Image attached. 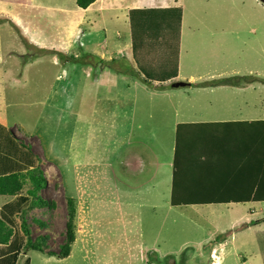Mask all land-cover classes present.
<instances>
[{
  "label": "crops",
  "instance_id": "obj_1",
  "mask_svg": "<svg viewBox=\"0 0 264 264\" xmlns=\"http://www.w3.org/2000/svg\"><path fill=\"white\" fill-rule=\"evenodd\" d=\"M257 1L259 2V0ZM252 2H256V0H96L93 4L94 7L85 9L81 18L74 14L78 12L77 8V10L73 11L53 10L54 15L49 19L41 18L39 14L38 16L34 15L35 18H32L35 20L39 30L34 29L30 25L29 18L31 17L24 21L26 29L33 36L32 42L38 45L41 53L48 56L53 67L58 58L61 59V62L66 63L65 66H62L64 67L65 75L68 68H78L80 70L83 66V72H80L77 81L79 82L81 75H84L88 80L96 82L98 77L86 65L89 64L88 62L85 60L75 61L78 64L71 63L70 65L69 60L72 58L77 59L78 46L83 48L84 54L88 56L94 51L99 52L96 55L97 61L91 64L100 65V61H103L106 67L109 65L115 68L114 75L116 80L112 83L113 87L110 86L106 90V95L120 81L122 86L134 97L133 112L127 113L124 117H111L110 122L106 126L111 138H113L114 134H122V130L129 128L125 148L112 144L116 145L117 148L124 149L122 152L118 151L116 158L113 159L114 163L122 162L125 165L121 177L117 173L115 174L118 180L112 175L113 165H106L105 161L100 163L101 159L96 158L92 163H84L82 160L76 162L70 167L74 175L77 195V199L74 200L76 202L75 207H73V199H69L65 192L60 172L49 163H46L44 159L39 160L40 164L35 161L39 170L36 171L35 168L34 170L40 175L37 173L22 174L15 183L8 187L7 184L0 183L1 212L3 207L14 199L10 195L11 192L26 196L27 192L32 190V184L38 178L41 177L45 181V185L32 199L30 210L23 218L32 242L36 239H43V244L47 246V242L55 239V233L51 226L53 217L59 212L63 213L65 220H63V223L66 226L69 214L72 216L76 240L74 247H71L70 256L66 260L59 261L55 257H49L48 253L58 254V252L46 253V251L51 250L43 249V252L33 251L32 253H40L45 257H49L55 264H65L73 256L76 246L85 244V237L95 244H115L110 243V240L119 237V226L108 220L107 215L110 211L103 205L104 200L93 201V198L98 195V191L101 190L100 175L104 181L108 182L109 195L115 197L119 202L118 209L120 208L122 215L127 216L126 218L124 217L122 222L125 228L128 225H132L135 221L138 223L143 222L146 217L149 219L158 218L159 210L163 205L153 208L156 203L152 196L156 195L159 198L165 196L173 198L170 206L165 208L164 216L160 220L161 226H165L168 222L167 216L169 213V217H171L170 223L176 226L179 221L177 218L181 216L180 211L185 212L188 209L191 219L194 217V220L202 224L201 231L206 227L205 233H201V238H204L208 233H214V229L195 219L194 213L199 206H214V203H208L209 199L204 200L203 196L210 195L208 192L210 184L212 182L218 183L219 179H214L201 173L200 169L204 166L215 164L213 158H211L215 155L201 156L197 151L189 153L186 151L187 149L175 146L174 128L176 126L189 125V130H194L204 124H225L224 127H226L228 123H235L232 127L226 128L235 146L225 149L226 151L229 150V152L232 149L235 151L241 149L243 151H240L239 156L235 155V151L229 154L231 161L234 165L243 161L245 164L249 160L252 164H261L262 158H257L256 153L249 156V146L253 141V150L263 149L264 126H261V123L264 122V119L243 118L241 114H236L223 108L224 102L217 105L209 101L204 105L203 109L201 108L199 113L191 109L179 120L178 112L169 101L172 100L175 91H178L176 89L178 87H175L177 84H184L183 87L187 89H192L191 86L194 84L208 86L204 91L197 90L199 91L197 95H193L192 92L182 93L183 98L185 97L191 103L202 104L203 102L198 100L199 96L214 95L216 97L238 98L240 93H250L251 91L255 93L253 98L256 99L257 88L255 89V87L259 85L257 81H261L258 80L259 77L251 80L253 83L249 81L245 85H241V78L235 79V84L237 85L215 81L206 85V80L212 81L216 77L214 74H217V76L231 75L232 69L236 66L247 69L249 71L248 76L251 75V72L255 75L264 73V33L259 32L264 22V12ZM7 3L13 5V10L10 12L14 13V15L7 13L6 17H12L13 19L17 17L16 14L18 16H28L36 10L33 7V0H9ZM261 6L264 5L261 4ZM231 8H239L243 15H233L231 11H228ZM96 11H101L99 14L104 17L103 21L100 18L97 20L100 22L99 29H107L109 27L113 29L110 39H98L97 43H95L100 44L98 47L99 51L91 45V39L95 40V37H90L91 32L81 31L85 20L89 17V13H95ZM160 11L165 15L172 16V19L176 17L178 24H175L172 28H166L161 25L163 14ZM110 15L117 16L111 23L107 20ZM40 21L54 22V27L59 29L57 31L58 36L44 34L46 27ZM9 24L10 21L5 20V27H10ZM77 32L80 36L78 42L75 41ZM63 35L64 37H62ZM133 44L136 47L134 51L132 49ZM195 50H198L196 55H194ZM151 56L154 61L166 63L175 61V66L169 68L172 72L175 67V77L165 82L144 83L137 72V63H139V60L141 63H152ZM120 60L123 67H121ZM28 69L32 70V81L34 84L50 79V68H47V72L41 73V68H36L34 63L28 66ZM151 69L148 68L147 71ZM211 72L212 74H209ZM204 75L207 76L202 78L201 76ZM180 81L185 83H180ZM201 81L202 83H200ZM4 84L8 85L6 87L0 86V91L4 90L6 93L7 88L11 87V82L7 81ZM137 86L143 88L140 94L136 92ZM168 86H170L169 89L166 88ZM16 89V93H25L27 91L26 79ZM110 93L112 98H119L115 93ZM31 94L35 97L34 89H32ZM175 95V97H178L180 94L177 93ZM57 100L58 97L55 95L54 88H50L45 100L41 101L47 103L48 111H50L56 108ZM139 107L144 110L138 113V117L136 115L135 118V110ZM205 129L199 128L192 134L184 136L180 144L191 145L194 143V138L203 139L206 135ZM8 130L10 131V129ZM24 147L30 150L33 157L37 156L36 160L40 158L34 151L36 146L26 145ZM150 148L155 149L156 154ZM103 153H106V151ZM130 153L133 154L132 157H130ZM140 153H144V157H146L147 153L150 154L149 158L143 159L145 162H149L153 169V172L149 175L145 173L147 165L137 161ZM174 153H181V156L174 158ZM244 153L247 155H244ZM241 155L244 158H241ZM131 162L136 163L128 169ZM171 162H173L176 173L172 181H169L168 173L164 170L158 171L160 178L152 184L151 181L154 179L158 164L169 165ZM132 168L134 169L132 170ZM30 175L34 178V181H32ZM58 176L60 179L57 178ZM54 177L61 182V186L64 189V205L59 209L54 206V198L50 192L52 190L50 182ZM115 180L118 182L120 180V183L127 188L122 189L114 185L113 181ZM19 186H21L20 189ZM45 195L51 202L44 200L43 196ZM146 199H149V203H145ZM183 200L185 203H183ZM147 205L150 207L146 208ZM165 205H168L167 201ZM171 205L176 208V210H172L174 212H171ZM127 206H132V212L126 210ZM22 207L23 204L20 203L18 210L22 209ZM136 212L144 215L140 218ZM31 214L35 215V218L31 219ZM16 222L18 223L16 229L22 231L23 226L22 224L20 225V218ZM30 224H32L33 229L29 226ZM7 225L10 226L8 223ZM93 225L100 226L98 230L93 231L91 227ZM16 229L13 228L15 233L18 232ZM196 230L198 229L194 231L186 228L175 230L176 232L169 235V246H166V248L160 246L161 237L157 240L158 230L153 233L151 231L144 233L143 237L152 239L151 245L148 247L143 245L144 259L150 260L147 254L151 251L157 254H168V251L172 250V241H180L186 246L192 245L194 243L192 240L197 239V237H195L196 235L191 236L190 233H195ZM6 233H8V230L5 231ZM167 234L166 232V240L168 239ZM33 235H37L36 238L33 239ZM0 248L3 249L4 247L0 246ZM128 258L130 261L135 259L129 254ZM124 260L123 254L119 256V262ZM145 264L151 263L145 262Z\"/></svg>",
  "mask_w": 264,
  "mask_h": 264
},
{
  "label": "rangeland",
  "instance_id": "obj_2",
  "mask_svg": "<svg viewBox=\"0 0 264 264\" xmlns=\"http://www.w3.org/2000/svg\"><path fill=\"white\" fill-rule=\"evenodd\" d=\"M8 1L0 0V86L6 87L8 84L4 83L10 81L11 87L7 88L6 93L4 90L0 91V123L10 129L13 138L18 143L23 146H36L34 151L40 156L37 160L36 155L34 157L32 156L36 171L39 170L37 166L40 164L39 160L43 159L46 163L58 169L65 192L69 196V199H73V207H75L76 202L74 200L77 199V195L74 175L72 169H70L73 164L81 160L84 163H92L98 158L101 159L100 163L105 161L106 165H113L114 170H111L112 175L117 180L118 178L115 174L117 173L121 177L124 172L125 165L122 162H118V164L114 163L113 159L116 158L118 151H124V149L120 148L126 147V136L128 135L129 128L127 127L122 130V134H114L112 136L113 138H111L106 126L110 122L111 117H124L127 113L133 112L134 97L122 86L120 81L106 95V90L110 86L113 87L112 83L116 80L114 75L115 68L109 65L106 67L103 61H100V65H92L91 63L97 61L96 55L99 52L94 51L88 56L84 54L83 48L77 47V59H70V65L71 63L78 64L76 62L85 60L89 63L86 64L89 66V69L98 77L96 82H92L84 75H81L78 82L77 79L80 76V72H83V66L80 70L78 68H68L65 75L64 67L62 66H65L66 63L61 62V59L58 58V61L53 67L48 56L41 53L38 45L32 42L31 39L33 36L24 25V21L28 17H31L29 18L30 25L34 29L39 30L33 19L35 16L39 14L41 18L49 19L54 15L53 10H77L75 0H33V7L36 10L28 16H18L16 14L17 17L15 19L6 17L7 13L14 15V13L10 12L13 10V5L7 3ZM252 3L264 12V6H261L257 0ZM228 11H231L236 16L243 15V12L239 8H231ZM99 13L101 11L89 13V17L85 20L81 30L86 32L90 31V37H95V40L91 39V45L96 50L100 46L99 43L95 44L98 39H110L113 30L111 27L99 29L100 22L97 20L100 18L103 21L104 19ZM116 18L117 16L110 15L107 20L111 23ZM5 20L10 21V27H5ZM40 23H43L46 27L44 34L58 36L57 31L59 29L54 27V22L40 21ZM259 32L264 33V22ZM79 39L80 36L77 32L75 41L78 42ZM197 52L198 50H195L194 55ZM119 62L121 67H123L121 60ZM34 63L36 68H41V73L47 72V68H50V79L34 84L32 81V70L28 69V66ZM209 74H212V72ZM248 74L249 71L247 69L236 66L232 69L231 75L217 76V74H214L216 77L212 81L206 80V85L214 81L237 85L235 84L236 78H241V85H245L247 82L259 77L258 80L261 81H257L259 85L255 87V89L257 88L256 99L253 98L255 93L251 91L250 93H240L238 98L216 97L214 95L206 97L199 96L200 98L198 100L202 101V104L191 103L185 97L183 98L182 93L192 92L193 95H197L199 92L197 90L204 91L208 87L194 84L191 86L192 89H187L183 86L176 88L178 91H175V94L178 93L180 95L175 97L176 95L174 94L169 103L171 102L170 104L174 105L173 108L178 112L179 120L191 109L199 113L201 108L203 109L204 105L209 101L217 105L224 102L222 105L223 108L233 113L241 114L243 118L264 119V73L255 75L251 72L250 76ZM206 76L201 77L205 78ZM25 79L27 81V91L25 93H16L17 86L24 83ZM180 83L185 82L180 81ZM250 83L253 82L251 81ZM169 87L166 88L169 89ZM50 88H54L58 100L56 108L48 111L47 103L41 100H45ZM32 89L35 90V97L31 94ZM110 92L115 93L119 98H112ZM17 142L16 144H18ZM112 144H116L120 148ZM150 149L156 154L155 149ZM105 151L106 153H103ZM143 154L140 153L138 155L137 161L147 165L145 173L149 175L153 172V169L150 163L145 162L143 159L149 158L150 154L147 153L146 157ZM129 155L130 157L133 156L131 153ZM35 161L38 164H35ZM134 163L136 162H131L128 169ZM262 164H264V158L262 159ZM57 178L60 179L59 176ZM57 178L54 177L51 179L50 184L52 190L50 192L54 198V206L59 209L64 205V189ZM99 178L101 190L98 191V195L93 198V201L99 202L104 200L103 205L110 211L107 215L108 220L114 222L116 226H119V237L110 240V243L118 245L117 253L119 255L128 253L133 258L138 259V253L144 248L143 245L148 247L152 242V239L143 237V234L150 231L153 233L156 230H158L157 240L161 237L162 242L160 246L166 248V246H169V235L176 232L175 230L177 229L186 228L191 231L198 229L195 233H190L191 236L196 235L195 237H197V239L192 240L194 242L192 245L186 246L180 241H172V250L168 251V254L148 252L147 257L150 260L147 259L145 262L151 264H223L227 254L232 251L235 264H243V262H247L248 264H262L258 255L254 232L264 231V222H262L264 220V204L258 206L256 204L199 206L198 210L194 213L195 219L214 229V233H208L204 238H201V233H205L206 227L201 231L202 224L194 220V217L191 219L188 209L185 212L180 211L181 216H178L177 219L179 221L176 226L170 223V213L167 216L168 222L165 226H161L160 220L163 216L158 213L157 219H149L146 217V220L143 222L138 223L135 221L132 225H128L125 228L122 222L124 217L126 218L127 216L122 215L120 208L118 209L119 202L116 198L109 195L108 182L104 181L101 175ZM43 197L45 201L51 202L46 195ZM169 201L170 206L173 201L171 196ZM145 203H149V199H146ZM183 203H185L184 200ZM131 207L127 206L126 210L132 212ZM149 207L147 205L146 208ZM156 207L158 206L155 205L153 208ZM172 210H176V208L171 205V212H174ZM136 214L140 218L144 215L140 212H136ZM162 214L164 215V212ZM30 218H35V215L31 214ZM30 218L29 220H31ZM63 220V213L61 212L53 217L51 226L55 233V239L47 242L44 250L51 251H46V253L58 252L60 247L65 244L66 226ZM185 220L187 221L186 223ZM16 226H18V223L14 222L12 227L16 229ZM29 226L32 227V224ZM99 226L93 225L91 227L93 231H96ZM34 230L36 231L35 228ZM16 231L18 230L16 229ZM166 232L168 233L167 240L165 239ZM36 236L33 235V239ZM120 245H123V248ZM73 247L74 244L72 245ZM100 253L101 256L107 254L104 250H101ZM0 254H2L1 250ZM27 255L31 260L30 264H55L51 258L45 257L40 253L29 252Z\"/></svg>",
  "mask_w": 264,
  "mask_h": 264
},
{
  "label": "trees",
  "instance_id": "obj_3",
  "mask_svg": "<svg viewBox=\"0 0 264 264\" xmlns=\"http://www.w3.org/2000/svg\"><path fill=\"white\" fill-rule=\"evenodd\" d=\"M95 1L96 0H76L78 12L74 14L78 18H81L85 9L94 7L93 4ZM162 19L161 25H164L166 28H172L175 24H178L177 18L175 17L172 19V16L170 15L163 14ZM132 49L133 51L136 50L135 44L132 45ZM151 62L152 63H141L139 60V63H137V72L144 83L152 84L154 82H165L175 77V67L172 72L169 70V68L175 66V61L173 63L154 61V58L151 56ZM148 68L152 69L147 71ZM160 76L161 78H159ZM141 91H143V88L137 86L136 92L140 94ZM143 110L144 109H141L140 107L136 109L135 118L136 115L138 117V113H141ZM234 124L235 123H228L226 127H224L225 124L201 125L199 128H206V135L201 140L194 138V143L191 145H183L180 144V142L183 141L184 136L192 134V132L198 130L199 128L189 130V125L176 126L174 128V145L177 147H182L183 149H187L186 151L189 153L197 151L201 156L208 157L210 155H215L214 157H211L213 158L215 164L204 166L200 169L201 173L206 174L214 179H219L218 183L212 182L210 184L208 191L210 195L203 196L204 200L209 199L208 203H214V205H263L264 164H262V162L261 164H252L249 160L245 164L243 161L234 165L229 154H232L235 150L232 149L229 152V150L226 151L225 149L235 146L226 129L227 127H232ZM261 124V126H264V122ZM16 142L17 140L13 138L11 131L0 124V183L7 184V187L15 183L17 178L22 174L37 173L40 175V173L34 170V161L31 153H29L30 151L20 143L17 142L18 144H16ZM252 143L249 146V156H252L254 153H256L257 158L263 159L264 148L253 150ZM240 151L243 150L237 149V151H235V155L239 156ZM244 155L247 154L244 153ZM179 156H181V153H174V158H178ZM241 158H244V156L241 155ZM164 170L167 171L170 182L172 181L173 177L176 176L173 162H171L169 165L158 164L154 179L151 181L152 184H154L155 181L160 178L158 171ZM31 178L32 181H34L32 176ZM113 184L122 189L127 188L116 180L113 181ZM44 185L45 181L40 177L34 184H32L33 188L31 191L27 192L26 196H22L16 192L10 193L11 197H14V199L5 205L3 210L0 212V246L4 247L3 249L0 248L2 251V254H0V264H30L31 260L29 256H27L29 252H43L45 247L43 244L44 240L36 239L34 242L31 241L28 228L24 223L23 218L30 210V203L32 199ZM20 188L21 186H19V189ZM152 197L155 200L157 206L163 205L159 210V214L164 216L162 212L165 213V208L169 207L170 196L159 198L158 196L153 195ZM185 199L189 200L188 198ZM166 201L168 205H165ZM20 203L23 204V207L22 209L18 210ZM18 216L21 222L20 225L22 224L23 229L22 231L19 230L17 233H15L13 231L12 224L17 221ZM262 222H264V220ZM7 223L10 224V226L6 227ZM6 230H8V233L5 234ZM74 232L75 229L72 222V216L69 214V220L66 224L65 244L60 247L58 254L48 253L47 255L49 257H55L59 261L66 260L70 256L71 247L76 240ZM254 238L258 255L262 264H264V231H255ZM120 247L123 248V245H120ZM101 250H104L107 254H103L101 256ZM117 252V244H95L85 237V244H78L73 256L65 264H145L143 249L139 251L138 259H134L133 261L129 260L128 253H126L123 254L125 260L119 262V256L122 255H119ZM223 264H235L232 251L227 254ZM243 264L248 263L243 262Z\"/></svg>",
  "mask_w": 264,
  "mask_h": 264
},
{
  "label": "water",
  "instance_id": "obj_4",
  "mask_svg": "<svg viewBox=\"0 0 264 264\" xmlns=\"http://www.w3.org/2000/svg\"><path fill=\"white\" fill-rule=\"evenodd\" d=\"M259 2L264 5V0H259ZM179 86H183V84H177L175 87H179Z\"/></svg>",
  "mask_w": 264,
  "mask_h": 264
}]
</instances>
